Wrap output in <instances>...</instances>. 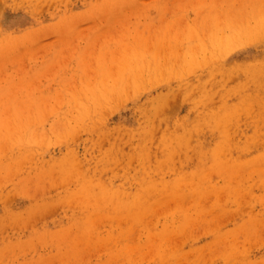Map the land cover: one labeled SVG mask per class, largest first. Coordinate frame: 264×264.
I'll return each instance as SVG.
<instances>
[{"label":"rangeland","instance_id":"1","mask_svg":"<svg viewBox=\"0 0 264 264\" xmlns=\"http://www.w3.org/2000/svg\"><path fill=\"white\" fill-rule=\"evenodd\" d=\"M0 264H264V0H0Z\"/></svg>","mask_w":264,"mask_h":264}]
</instances>
